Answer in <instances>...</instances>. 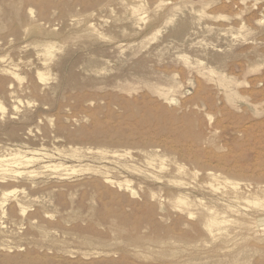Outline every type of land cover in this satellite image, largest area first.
Wrapping results in <instances>:
<instances>
[{"label": "rangeland", "instance_id": "rangeland-1", "mask_svg": "<svg viewBox=\"0 0 264 264\" xmlns=\"http://www.w3.org/2000/svg\"><path fill=\"white\" fill-rule=\"evenodd\" d=\"M0 107V264H264V0H0Z\"/></svg>", "mask_w": 264, "mask_h": 264}, {"label": "bare ground", "instance_id": "bare-ground-1", "mask_svg": "<svg viewBox=\"0 0 264 264\" xmlns=\"http://www.w3.org/2000/svg\"><path fill=\"white\" fill-rule=\"evenodd\" d=\"M47 45V44H46ZM1 108V107H0ZM1 109H3V108H1ZM24 153V152H23ZM7 159V158H6ZM1 160V159H0ZM2 162V161H1ZM152 162V161H151ZM1 164V163H0ZM2 166V165H1ZM55 166V165H54ZM182 199V198H181ZM183 201V200H182ZM206 219V218H205ZM215 219V218H214ZM211 222V221H210Z\"/></svg>", "mask_w": 264, "mask_h": 264}]
</instances>
